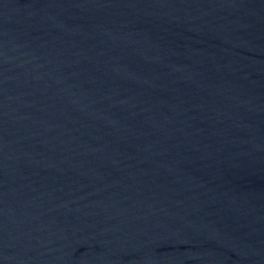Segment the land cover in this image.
I'll use <instances>...</instances> for the list:
<instances>
[{"label":"water","instance_id":"water-1","mask_svg":"<svg viewBox=\"0 0 264 264\" xmlns=\"http://www.w3.org/2000/svg\"><path fill=\"white\" fill-rule=\"evenodd\" d=\"M0 264H264V0H0Z\"/></svg>","mask_w":264,"mask_h":264}]
</instances>
